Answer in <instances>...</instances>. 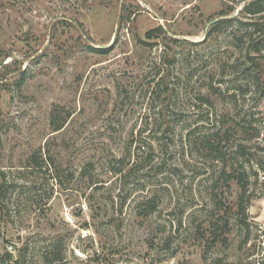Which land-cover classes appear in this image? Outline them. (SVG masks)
<instances>
[{"label": "rangeland", "instance_id": "374dc122", "mask_svg": "<svg viewBox=\"0 0 264 264\" xmlns=\"http://www.w3.org/2000/svg\"><path fill=\"white\" fill-rule=\"evenodd\" d=\"M251 1L0 0V264L247 260L264 158Z\"/></svg>", "mask_w": 264, "mask_h": 264}, {"label": "trees", "instance_id": "16d2710c", "mask_svg": "<svg viewBox=\"0 0 264 264\" xmlns=\"http://www.w3.org/2000/svg\"><path fill=\"white\" fill-rule=\"evenodd\" d=\"M243 12L247 15H249L253 21H246V22H240L241 24H244L246 27H252V29L255 31V32H259L261 33V28H260V21L264 19V0H252L250 3H248L244 9H243ZM222 15H227L228 12L227 11H222L221 12ZM236 19H239L238 17H235V18H225L223 20H220L218 23L215 24L214 28L217 27V25L219 24H228V23H231L233 20H236ZM161 30V27H157V28H154V29H151L150 31L147 32V36L148 37H152L153 35L156 36L157 35V32ZM251 39H254L253 37H251ZM261 39V38H260ZM251 40L250 41V44H249V47L246 51V58L254 63L255 60L260 57L261 55L264 56V54H262V51L264 50V46H261V42L262 40ZM256 41V42H255ZM256 44H255V43ZM255 44V45H254ZM264 94V92H263ZM207 101H209V99H207ZM52 125L54 127L55 130H59L63 127V122L59 119V113H55L53 116H52ZM229 130H227L225 132V137L226 139L228 140L230 138V135H229ZM213 137H215L216 139H213L212 141L209 140L208 141V146L210 148V151L211 153L215 154L216 158L218 157H222L224 160L226 158V155H227V152L224 150L225 148V145H222L221 143V139L223 138H218L219 137V131L216 132L215 134L212 135ZM218 139V142L216 143V140ZM247 149V147H245L244 145H241L240 147V152H245ZM32 160L34 161V163L36 164H41V161H40V158L37 157V155H33L32 157ZM1 175L3 174L4 175V172L0 171ZM226 173V171L224 170L223 171V174ZM228 176H231L230 174H228ZM239 181L242 182L243 181V178L244 176H239ZM0 189H1V186H0ZM245 193H246V189H245ZM2 195V192L0 190V197ZM249 198V197H248ZM246 208L244 206V198L242 197L241 200H240V212H245ZM242 220H245V218H241ZM228 223L226 222V224L224 226H227ZM219 235L216 233L215 235V238H214V242L217 241L219 239ZM2 260H11L12 258V255L9 253V252H6L5 254H3L1 256ZM63 258L62 257H59V258H55L54 260L50 261V264H55L58 262L56 261H61Z\"/></svg>", "mask_w": 264, "mask_h": 264}, {"label": "built area", "instance_id": "2783aa9c", "mask_svg": "<svg viewBox=\"0 0 264 264\" xmlns=\"http://www.w3.org/2000/svg\"><path fill=\"white\" fill-rule=\"evenodd\" d=\"M261 114L262 116L257 125L261 132L258 139L261 141L259 145L264 149V104L261 108ZM254 166L253 180L247 186V188L250 187L247 192L249 197L253 196L254 204L248 208L244 215V217L246 216L245 220L241 219L238 226H252L255 228V234L246 243L247 260H243L242 264H264V158L261 161L254 162ZM255 202L258 206L257 212L251 210ZM10 248H12V245Z\"/></svg>", "mask_w": 264, "mask_h": 264}, {"label": "water", "instance_id": "95a60500", "mask_svg": "<svg viewBox=\"0 0 264 264\" xmlns=\"http://www.w3.org/2000/svg\"><path fill=\"white\" fill-rule=\"evenodd\" d=\"M238 13H239V11H238Z\"/></svg>", "mask_w": 264, "mask_h": 264}]
</instances>
